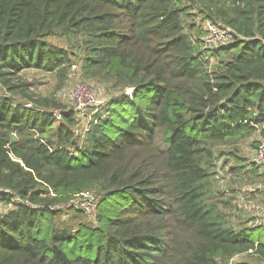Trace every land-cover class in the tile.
I'll use <instances>...</instances> for the list:
<instances>
[{
    "label": "trees",
    "instance_id": "trees-1",
    "mask_svg": "<svg viewBox=\"0 0 264 264\" xmlns=\"http://www.w3.org/2000/svg\"><path fill=\"white\" fill-rule=\"evenodd\" d=\"M192 16L231 41L205 47ZM31 69L112 94L83 137ZM263 126L264 0H0V264H264V225L232 217L212 171ZM85 193L96 225L62 223Z\"/></svg>",
    "mask_w": 264,
    "mask_h": 264
},
{
    "label": "rangeland",
    "instance_id": "rangeland-1",
    "mask_svg": "<svg viewBox=\"0 0 264 264\" xmlns=\"http://www.w3.org/2000/svg\"><path fill=\"white\" fill-rule=\"evenodd\" d=\"M193 12L194 11H189V14H192ZM185 21L188 24H191L194 21V23H196L199 28L197 29V33L198 31L200 32V30H204V23L200 22L199 18H195L194 16H192L186 18ZM49 42L56 46H66L65 41L62 40L59 36H54L53 38L49 39ZM20 77L22 81L28 83L29 91L35 94V96L47 98L52 97L58 99L63 105H66L69 108L72 106L69 95L70 90L73 89V87L77 84L86 85L91 90L95 98L98 100L99 105L85 112L80 118V121H78L77 126L75 127V131H77L80 137H83V133L87 129V124L89 122L90 116L93 113L97 112L98 108L101 107L105 101L110 99L112 95L106 91L105 86H100L91 81H82L79 77V73L75 72V69H72L69 73L68 79L64 82V85L62 86L60 92H58V86L60 85V81L58 80L55 74H47L43 73L42 71L31 69L23 71L20 74ZM260 133V129H258L254 135L250 136L248 139L240 142L237 145L236 155H238L242 159V161L235 160L232 157H229V160L227 157L223 158L222 160L218 159L214 162L215 168H213L212 170L213 173H215L213 176V184L215 186L216 197L223 199L231 198V205L233 208L232 217H234L237 221L243 222L244 225L247 227H250L252 224L255 226L264 225V218H257V209L261 207L263 203L262 199H264V179L263 177L258 176V169H256L257 171L252 170L253 167H256L252 165L251 162V157L253 156H251V151L254 150L252 143H258ZM221 149L223 150L225 148L220 147L218 151H220ZM215 150L217 151V149ZM227 161L229 162V165L225 167L224 170H222L223 163ZM236 166L243 167L242 169H240V172L245 173L244 178L241 177V175L234 176L228 173V169L230 167ZM243 182L249 185L247 189H249L250 192H236L235 188L237 187L235 186H238L240 183ZM242 186H244V184H242ZM93 197L95 199L94 205L96 207V202L98 198L94 194ZM241 199L243 200V203H241ZM260 200L262 201V203L259 202ZM67 209H79L84 211L78 206H66L64 210ZM74 210L69 212L64 211L61 222L71 223V220L73 219L72 221L74 222V225L76 224L75 227L82 222L89 223L92 226L96 225V212L94 218L90 217L91 219H89L85 212H83V215L82 213ZM243 262L253 263L254 261L251 257L246 255L236 257L234 261L235 264Z\"/></svg>",
    "mask_w": 264,
    "mask_h": 264
},
{
    "label": "built area",
    "instance_id": "built-area-1",
    "mask_svg": "<svg viewBox=\"0 0 264 264\" xmlns=\"http://www.w3.org/2000/svg\"><path fill=\"white\" fill-rule=\"evenodd\" d=\"M204 35L202 41L205 47H221L231 41V32L228 29H223L219 25H214L209 21L204 22ZM71 100V110L77 118H81L85 112L99 105L91 90L84 84H77L69 92ZM252 165L260 169L264 174V126L258 140L257 149L251 159ZM2 199L0 194V213L2 211ZM93 193H85L82 196L72 200L68 206L80 207L86 213L87 217L95 216L96 207ZM80 204V205H79ZM257 217L264 218V199L262 206L257 210ZM235 258L230 259L226 264H235Z\"/></svg>",
    "mask_w": 264,
    "mask_h": 264
},
{
    "label": "crops",
    "instance_id": "crops-1",
    "mask_svg": "<svg viewBox=\"0 0 264 264\" xmlns=\"http://www.w3.org/2000/svg\"><path fill=\"white\" fill-rule=\"evenodd\" d=\"M257 146H258V144H257ZM257 149V148H256ZM256 149H254V150H252L251 151V156L252 155H254V153H255V151H256ZM252 158V157H251ZM237 167H240L241 169L243 168L242 166H237ZM252 170H253V168H252ZM254 171H257V170H254ZM260 171V172H259ZM258 176H260V177H263V179H264V175L261 173V170L260 169H258ZM238 175H241V177H243L244 178V176H245V173H242V172H240L239 171V173L236 175V176H238ZM256 175H257V173H256ZM242 184H244V186H242ZM249 185L248 184H245L244 182L243 183H240L238 186L236 185L235 187H237V188H239V189H237V188H235L236 189V192H250L249 191V189H247V187H248ZM256 196V195H255ZM263 200V199H262ZM241 201V203H243V200L241 199L240 200ZM259 202H261L262 203V201L260 200ZM260 203V204H261ZM262 206V205H261ZM260 208V207H259ZM258 208V209H259ZM257 209V210H258ZM258 218V217H257ZM261 219H263V218H261ZM258 226V225H257Z\"/></svg>",
    "mask_w": 264,
    "mask_h": 264
},
{
    "label": "water",
    "instance_id": "water-1",
    "mask_svg": "<svg viewBox=\"0 0 264 264\" xmlns=\"http://www.w3.org/2000/svg\"><path fill=\"white\" fill-rule=\"evenodd\" d=\"M10 141H11V142L14 141V136H13V135L10 136Z\"/></svg>",
    "mask_w": 264,
    "mask_h": 264
}]
</instances>
